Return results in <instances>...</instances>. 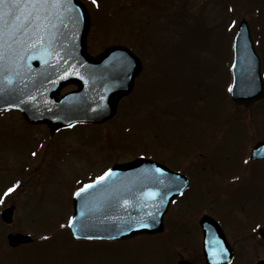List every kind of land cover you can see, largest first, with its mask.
Wrapping results in <instances>:
<instances>
[{
  "label": "rangeland",
  "instance_id": "374dc122",
  "mask_svg": "<svg viewBox=\"0 0 264 264\" xmlns=\"http://www.w3.org/2000/svg\"><path fill=\"white\" fill-rule=\"evenodd\" d=\"M85 1L92 17L88 51L125 45L143 68L117 114L101 124L77 123L50 135L14 110L0 111V210L15 205L13 222L0 221V264H203L197 232H181L174 246V223L157 236L77 239L67 228L70 198L114 162L143 154L183 170L179 155L192 156L198 148L213 166L221 162L219 174L254 175V185L264 187V164L250 173L245 161L251 146L264 139V98L242 107L229 96L233 35L242 17L264 75V0ZM214 148L221 155L208 154ZM210 172L204 169L206 177ZM10 232L29 233L40 242L12 250L6 244ZM233 247L231 264H254L263 256L258 241L239 233Z\"/></svg>",
  "mask_w": 264,
  "mask_h": 264
},
{
  "label": "water",
  "instance_id": "95a60500",
  "mask_svg": "<svg viewBox=\"0 0 264 264\" xmlns=\"http://www.w3.org/2000/svg\"><path fill=\"white\" fill-rule=\"evenodd\" d=\"M16 2L4 0L0 4V28L9 26L0 37V109H17L28 122L46 123L51 132L72 122L99 123L111 118L118 100L133 87L141 68L138 58L121 45L91 56L86 47L90 18L80 0H70L63 7L57 0H48L51 6L41 10L39 18L33 14L29 20H21L19 30L9 38L10 12L19 15L31 11L10 8ZM233 51L231 98L237 104L249 105L264 96V82L244 18L236 30ZM69 83H76L78 88L58 96ZM263 151L261 142L252 156L262 155ZM106 172L109 175L104 176ZM106 172L99 176H104L103 180L97 177L87 183L91 188L79 196L75 195L79 189L73 194L72 222L68 223L72 234L116 239L161 231L163 214L171 198L184 187L185 178L142 156L115 163ZM13 209L9 206L1 212L5 222L12 221ZM138 223L146 226L137 227ZM260 232L264 239V229ZM29 241L31 238L21 233L8 237L11 246ZM219 243L222 245V241ZM223 244L226 250L205 241L207 264L231 261L232 252L225 240ZM213 251L219 255H212ZM256 264H264V258Z\"/></svg>",
  "mask_w": 264,
  "mask_h": 264
},
{
  "label": "flooded vegetation",
  "instance_id": "af4514ba",
  "mask_svg": "<svg viewBox=\"0 0 264 264\" xmlns=\"http://www.w3.org/2000/svg\"><path fill=\"white\" fill-rule=\"evenodd\" d=\"M33 126L47 127L43 124ZM198 149L199 152H194L192 156L179 155L184 159L183 163L185 167L183 170L178 169L177 166H175L176 168L170 166L174 170L183 172L186 175L188 184L179 195L171 200L169 208L163 217V231L155 236L164 233L166 224L174 223L169 238L172 241L175 240L173 242L175 246L178 240L176 238L181 232L189 235L194 230L198 234L197 239L200 242L201 248L200 257L202 256L204 264L202 254L203 241L204 239L210 240L216 238L221 228L220 230L223 231L226 239L232 246L236 233H239L241 236L245 235L255 242L258 241L264 256V239L260 232L261 229H264V203L261 204L262 197L264 196V187L261 188L254 185L257 182L254 175L245 179V175H237L226 170L219 174L217 171L219 166L220 168L222 166L221 162H218L219 165L213 166L207 160L206 152L201 151L200 148ZM209 151L208 154L218 155L219 153L221 155L220 148H214ZM249 154L250 149L248 151V160L245 154V161L251 166V173L253 172L252 166L264 164V158L251 159L249 158ZM174 155L176 156V154ZM180 159H176L177 162ZM210 167L212 172H210V176L206 177L204 169H210ZM252 207L253 210L248 213V209ZM12 233L10 232L9 234ZM180 239L187 240L184 236ZM36 243L37 241L27 245H20L17 248H12V250L36 245ZM233 253L235 258L237 255L235 248ZM176 254L177 256L175 255V257L177 259L180 253L177 252ZM183 260L180 259L179 261ZM184 261L194 264L193 261Z\"/></svg>",
  "mask_w": 264,
  "mask_h": 264
},
{
  "label": "snow or ice",
  "instance_id": "6c2138e0",
  "mask_svg": "<svg viewBox=\"0 0 264 264\" xmlns=\"http://www.w3.org/2000/svg\"><path fill=\"white\" fill-rule=\"evenodd\" d=\"M96 0H93V3H95ZM4 0H0V4H3ZM57 3L59 6L63 7V5L65 3H69L70 4V0H57ZM51 5L48 3V0H24V2H19V0H17L16 3L12 4L10 6V8H15V9H30L31 11H27V12H22L19 15H17L15 12H10L9 14V19L12 20V25H11V29L12 31H9L7 34L9 35V38H11L12 32L19 30V23L21 20H29L33 14H35L37 16V18H39L40 16V12L43 9H47L48 7H50ZM0 19H3V17H0ZM9 28L8 25H5L4 28H0V37H2L5 34V30ZM33 155H35V153H33ZM111 170H109L110 172ZM159 171V170H158ZM109 172H106L104 174V176L109 175ZM104 176L99 177L98 180H103ZM92 185L91 184H86L84 185V187L80 188L75 195L79 196L82 192H85L87 189L91 188ZM13 191V188H9L8 189V193H11ZM156 193H151V195H155ZM5 195H7V193H5ZM2 202V201H0ZM74 220V218H73ZM72 221H70L71 223ZM137 227H145L146 225L142 224V223H138L136 225ZM130 225H129V229H130ZM212 255H219V252L213 251V253H211Z\"/></svg>",
  "mask_w": 264,
  "mask_h": 264
}]
</instances>
